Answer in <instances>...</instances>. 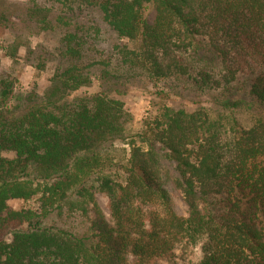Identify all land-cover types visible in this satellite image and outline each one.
<instances>
[{
	"label": "trees",
	"instance_id": "trees-1",
	"mask_svg": "<svg viewBox=\"0 0 264 264\" xmlns=\"http://www.w3.org/2000/svg\"><path fill=\"white\" fill-rule=\"evenodd\" d=\"M42 2L28 17L68 32L42 94L0 74V264H179L197 248L188 264H264V0ZM89 16L116 34L106 51ZM133 86L158 91L136 133L119 99Z\"/></svg>",
	"mask_w": 264,
	"mask_h": 264
},
{
	"label": "rangeland",
	"instance_id": "rangeland-1",
	"mask_svg": "<svg viewBox=\"0 0 264 264\" xmlns=\"http://www.w3.org/2000/svg\"><path fill=\"white\" fill-rule=\"evenodd\" d=\"M37 4V5H36ZM45 7L42 0H0V74L15 80L16 88L21 93L42 92L47 88L49 81L56 68L62 63L61 51L63 48V36L68 32L65 27L55 28L51 25L48 30L36 21H32L27 13L29 9L36 6ZM52 16H57L56 11H51ZM155 13L151 8L147 13L150 23L154 20ZM98 20V21H97ZM83 22L87 27L92 28L95 22L101 31L98 38V49L106 51L111 44L116 42V34L105 24L95 17H84ZM128 43L127 41H123ZM14 47L18 49L15 57H12ZM99 58V57H98ZM43 68L39 70L38 68ZM101 91L99 83L94 81L90 87L80 89L74 94L76 97L93 95ZM157 90L151 86L141 88L130 87L123 96L119 97L125 104V110L133 117L132 133L142 129V123L146 120L153 109ZM113 97L118 98L113 95ZM169 104L176 107H186L188 110L196 109L200 106H210V99L207 97L196 98L188 96L177 98L171 96ZM197 104H194V103ZM243 120H245L243 118ZM130 149L126 145L119 144L115 147L113 160L115 163H126ZM10 157V154H5ZM177 213L182 217H187V208L182 198L172 191ZM98 203L105 214H108L107 200L104 196H98ZM9 206L14 210L29 209L35 207V202L11 201ZM183 252V251H179ZM187 254L180 253L176 259L179 264H188L197 261L201 256L199 248L187 251Z\"/></svg>",
	"mask_w": 264,
	"mask_h": 264
}]
</instances>
